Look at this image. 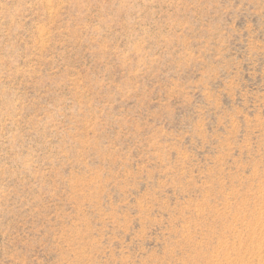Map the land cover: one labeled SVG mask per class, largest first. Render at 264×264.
<instances>
[{"label": "rangeland", "instance_id": "rangeland-1", "mask_svg": "<svg viewBox=\"0 0 264 264\" xmlns=\"http://www.w3.org/2000/svg\"><path fill=\"white\" fill-rule=\"evenodd\" d=\"M0 264H264V0H0Z\"/></svg>", "mask_w": 264, "mask_h": 264}]
</instances>
